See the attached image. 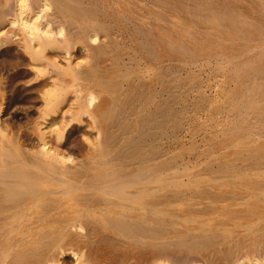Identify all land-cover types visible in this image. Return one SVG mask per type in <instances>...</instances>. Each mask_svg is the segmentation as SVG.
Instances as JSON below:
<instances>
[{"label":"bare ground","instance_id":"1","mask_svg":"<svg viewBox=\"0 0 264 264\" xmlns=\"http://www.w3.org/2000/svg\"><path fill=\"white\" fill-rule=\"evenodd\" d=\"M0 264H264V0H0Z\"/></svg>","mask_w":264,"mask_h":264},{"label":"rangeland","instance_id":"2","mask_svg":"<svg viewBox=\"0 0 264 264\" xmlns=\"http://www.w3.org/2000/svg\"><path fill=\"white\" fill-rule=\"evenodd\" d=\"M204 74V75H203ZM199 75H200V80H201V82L204 80V82H202V83H206V78H207V72H205V71H202V73H199ZM205 77V78H204ZM202 78V79H201ZM175 93H177V91H175L174 93H173V95H172V99H173V97H174V100L172 101V103H173V107L174 108H176V105L177 104H175L176 103V101L175 100H177V98L179 97V93H177V95L175 94ZM175 94V95H174ZM175 96H176V98H175ZM17 106L19 105L18 103L16 104ZM19 119V120H18ZM15 121V122H14ZM13 122V123H12ZM175 123H176V125H175V127H178V125H179V127L181 128V129H183V130H181L180 128H179V132L178 133H180V135H178V140H180V138H181V136H182V138H181V141H188V139H189V135H188V129H186V127H185V125L184 124H179L178 122H176L175 121ZM178 123V124H177ZM25 124V125H24ZM13 125V126H12ZM24 125V126H23ZM28 124H27V122H26V119L25 120H23V118H13V121L11 120L10 122H9V130H11V129H15V127L16 126H22L21 127V129H26V127L25 126H27ZM180 125H182V126H180ZM173 127V126H172ZM183 132L185 133V132H187V133H185V134H183ZM9 133V132H8ZM10 134V133H9ZM182 134V135H181ZM184 135V136H183ZM180 136V137H179ZM168 139H172V138H170L169 136H168ZM172 141V140H171Z\"/></svg>","mask_w":264,"mask_h":264}]
</instances>
